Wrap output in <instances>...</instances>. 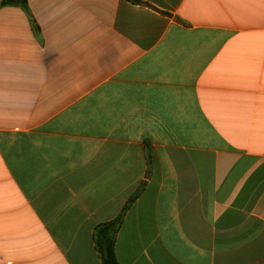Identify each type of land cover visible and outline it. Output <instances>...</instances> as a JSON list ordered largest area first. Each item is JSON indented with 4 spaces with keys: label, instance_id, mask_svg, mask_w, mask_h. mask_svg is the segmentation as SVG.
<instances>
[{
    "label": "crops",
    "instance_id": "obj_1",
    "mask_svg": "<svg viewBox=\"0 0 264 264\" xmlns=\"http://www.w3.org/2000/svg\"><path fill=\"white\" fill-rule=\"evenodd\" d=\"M2 0H0L1 2ZM0 7V264H264V0Z\"/></svg>",
    "mask_w": 264,
    "mask_h": 264
},
{
    "label": "trees",
    "instance_id": "obj_2",
    "mask_svg": "<svg viewBox=\"0 0 264 264\" xmlns=\"http://www.w3.org/2000/svg\"><path fill=\"white\" fill-rule=\"evenodd\" d=\"M133 3H141L139 0H128ZM20 6L28 10V0H2L0 7ZM139 192H137L124 207L121 214L114 220L99 224L94 232L96 250L100 254L102 264H119L116 258L115 245L118 230L122 224L123 217L131 204L135 201Z\"/></svg>",
    "mask_w": 264,
    "mask_h": 264
}]
</instances>
